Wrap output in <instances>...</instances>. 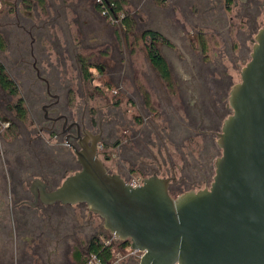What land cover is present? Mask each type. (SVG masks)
<instances>
[{"label":"flooded vegetation","instance_id":"obj_1","mask_svg":"<svg viewBox=\"0 0 264 264\" xmlns=\"http://www.w3.org/2000/svg\"><path fill=\"white\" fill-rule=\"evenodd\" d=\"M27 2L26 9L21 0L5 8L21 23L8 34L16 30L23 39L14 38L12 49L9 41V55L2 57L8 65L0 62L18 89L14 95L0 85V240L18 256L9 264H77L69 256L75 227L92 232L90 219L97 215L84 203H43L40 185L47 193L56 190L81 169L80 143L94 142L100 161V149L115 151L120 172L102 163L126 184L155 175L169 180L172 198L209 188L221 154L217 134L231 113L229 92L264 26V0H43L39 8ZM39 14L40 26H26ZM130 47L145 53L157 82L175 88V97L159 104L164 115L147 119L153 112L143 116L141 87L133 81L126 90L125 74L134 72ZM93 71L104 80L95 81ZM112 88L119 96L95 105ZM122 98L140 111L130 123L120 110ZM177 117L175 138L166 134V120ZM154 138L167 142L183 167L167 159L168 175L160 177L166 160L151 153ZM78 213L88 220L79 225Z\"/></svg>","mask_w":264,"mask_h":264},{"label":"water","instance_id":"obj_2","mask_svg":"<svg viewBox=\"0 0 264 264\" xmlns=\"http://www.w3.org/2000/svg\"><path fill=\"white\" fill-rule=\"evenodd\" d=\"M228 103L209 188L172 198L169 180L155 175L132 187L82 142L81 169L54 191L40 185L42 202L84 203L111 236L143 252L138 264H264V26Z\"/></svg>","mask_w":264,"mask_h":264},{"label":"rangeland","instance_id":"obj_3","mask_svg":"<svg viewBox=\"0 0 264 264\" xmlns=\"http://www.w3.org/2000/svg\"><path fill=\"white\" fill-rule=\"evenodd\" d=\"M2 3L0 5V17L7 11V9H5L6 7H8L7 2H14V0H0ZM26 9V6H25ZM30 12H33L32 10H30ZM0 30L1 31H5L6 27L4 26H0ZM12 30V29H11ZM11 32V31H10ZM17 34V35H15ZM14 38H18L19 41L23 39V35L20 33L18 34V32L16 30L12 31L9 34V38H7V41L9 40L11 43H13ZM17 39V40H18ZM16 41V40H15ZM62 41V40H61ZM29 42V41H28ZM15 45V43L11 44L10 49H12V47ZM46 47H49L48 45H45ZM129 50L132 52L130 54H127V57L130 55V59L133 61L134 63V67H133V71L134 72H128L127 74H125V79L127 81L125 88L127 90V92H131L132 88L130 87L132 85V82L135 81L137 83V86L141 87V92H142V97L145 99L144 100V104L143 106V116L144 112L149 110L152 111L153 113L151 115H149L148 117H146L147 119L154 117L155 115H158L161 113L159 112V110L161 109L159 107V104H161L162 102H167V100H169L168 98H174L175 96H173L172 94L175 93V88H165V85L157 82V79L152 75L151 72H149L146 67H145V53L141 52L139 50L138 47H136V50L132 47L129 48ZM9 52H3L0 53V62L3 61L4 65H8V61L7 60H2L4 56H8ZM51 60L54 62V58H51ZM46 66V64H45ZM69 67V66H68ZM70 70V69H69ZM73 74L71 72L68 73V78H71ZM93 77L95 78V81H98L99 83L101 82V80H104V76L103 74H99L96 71H93ZM14 79L16 80V78L14 77ZM18 79V78H17ZM17 81V80H16ZM236 81L239 82V77L237 76ZM20 89H22L20 87ZM116 88H112L111 91H109V95L108 97L105 95L102 96H98L97 100L95 101L96 104L95 105H101L104 104L107 98H111V96L115 95V96H119V94L116 92ZM167 95L169 97H167ZM141 97V98H142ZM129 98H126L124 100V98H122V105L120 107V110L125 111V119L127 120V122H131L130 119L132 118V116L134 114H139L140 111L136 110L135 106H133L132 104H129ZM92 102H90V104H94L93 100H91ZM99 102V104H97ZM112 103H114V99L111 100ZM173 102L175 103L176 100L174 99ZM162 114V113H161ZM164 115V114H162ZM165 118V117H164ZM157 119V118H156ZM159 121V120H157ZM167 121V129H166V134L170 135V136H174L175 138H178L177 134H178V124L177 122L179 121L178 117L177 118H173L170 120H166ZM161 125H164L163 122H161ZM171 127H173V130H171ZM134 128H139L138 126L134 127ZM128 136V135H127ZM155 142L154 145L151 147V153L154 154L155 156H157L158 160L160 159H164L166 160V164H163L162 169L158 172V175L160 177H165L166 175H168V168H169V164L167 163V159H171L172 162L176 165L181 166V160H180V156L177 155L174 151L172 147H169L167 142L165 143L166 146H163V143L161 142V140H157L156 138H154ZM164 149H168V157L166 154V151ZM100 159L104 162V165L107 167V169L112 172V173H116V172H120L119 167H118V159L116 158V154L115 151H113V149H100ZM170 156V158H169ZM144 161H147V159H143ZM183 167V165L181 166ZM180 167V168H181ZM128 169L130 167H127ZM123 177L126 179L128 177L129 174H127V172L125 170L121 171ZM213 174V173H212ZM134 178L135 177H142L139 176V174H133L132 175ZM148 177V176H145ZM211 181V180H210ZM79 214V222L78 224H82L83 221L86 219L88 220V216L87 214H84V217L81 216V213ZM85 218V219H84ZM94 225V229H96L95 231H101V229H103L102 227V220H100L99 218H97V216H93L90 219ZM93 229V231L89 232L86 228H81V226L75 227V232H74V240H72V245L70 248V258L71 260L73 259V254L75 251H80V252H84L85 246L87 245V242L89 240V238L91 237V235L93 234V232H95ZM4 240L5 244L4 245V249L2 248V241ZM4 250V254L2 253ZM58 251H62V248H59ZM14 249L12 248L11 244L7 243V239H1L0 240V264H9L11 261H13V263H15L16 261V257L18 258L17 254L15 255L14 253ZM18 260V259H17ZM73 261V260H72Z\"/></svg>","mask_w":264,"mask_h":264},{"label":"trees","instance_id":"obj_4","mask_svg":"<svg viewBox=\"0 0 264 264\" xmlns=\"http://www.w3.org/2000/svg\"><path fill=\"white\" fill-rule=\"evenodd\" d=\"M22 3L26 6L28 3L27 0H21ZM36 3V7L39 8L42 6L43 0H32ZM112 2L113 0H109ZM27 2V3H26ZM28 8H30L32 5L30 3L27 4ZM9 6V5H7ZM39 19H36V21H31V23H27V25H36L40 26V22L42 21L40 14L38 15ZM20 19H16L13 8H9L1 17H0V26L6 27L5 31L0 30V52H5V50L8 48L9 40L7 41L8 30L9 29H18V24H21ZM27 28V27H26ZM14 31V30H13ZM148 54L150 55L151 59L155 62L159 61L158 56H154L155 51L152 48H148L147 50ZM164 75L166 76L167 73L164 72ZM0 85L8 90L10 93L17 95L18 89L16 84L11 81L7 75L4 72V69L2 65L0 64ZM111 239V235L108 233V231L101 229L98 233H96L85 246L84 252L75 251L73 254V260L77 264H88V259L90 255L95 254L103 262H105L109 257H111L113 251L115 248H126L129 246V242H118V241H111L110 244L106 245L105 242Z\"/></svg>","mask_w":264,"mask_h":264},{"label":"built area","instance_id":"obj_5","mask_svg":"<svg viewBox=\"0 0 264 264\" xmlns=\"http://www.w3.org/2000/svg\"><path fill=\"white\" fill-rule=\"evenodd\" d=\"M0 1V5H1ZM8 4L11 2L8 1ZM114 17L111 16L110 19H113ZM141 185L140 180H133L131 182L132 187H136ZM118 241L116 238L111 236V239L105 242L106 245L110 244L111 241ZM119 242V241H118ZM143 255V252L137 250V249H131L130 246L126 248H115L111 257H109L105 262L101 260L97 255L92 254L90 255L88 259V264H128L129 260L132 261L131 264H138L139 260L141 259Z\"/></svg>","mask_w":264,"mask_h":264}]
</instances>
